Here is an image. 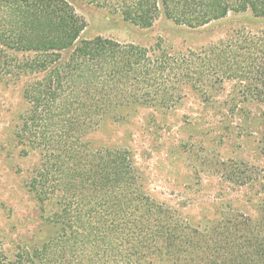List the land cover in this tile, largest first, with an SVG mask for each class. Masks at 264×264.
I'll return each instance as SVG.
<instances>
[{
    "label": "trees",
    "instance_id": "1",
    "mask_svg": "<svg viewBox=\"0 0 264 264\" xmlns=\"http://www.w3.org/2000/svg\"><path fill=\"white\" fill-rule=\"evenodd\" d=\"M148 28L161 16L199 27L229 12L264 19V0H88ZM68 0H0V79L30 75L18 141L37 150L29 188L57 197L59 230L30 250V264H264V220L228 215L205 228L151 199L125 149H92L84 137L128 105L168 109L179 87L204 92L223 78L244 81L264 104V31L199 52L96 35ZM264 138V132H263ZM21 253L0 264H24Z\"/></svg>",
    "mask_w": 264,
    "mask_h": 264
},
{
    "label": "rangeland",
    "instance_id": "2",
    "mask_svg": "<svg viewBox=\"0 0 264 264\" xmlns=\"http://www.w3.org/2000/svg\"><path fill=\"white\" fill-rule=\"evenodd\" d=\"M68 1L86 22L81 38L158 45L171 54L264 31V19L249 11L229 12L199 27L161 16L141 28L88 0ZM29 81L30 75L0 79V248L7 261L21 253L24 264H30L31 249L59 230L52 220L59 211L57 197L40 203L29 188L39 153L16 137ZM246 85L223 78L203 93L182 84L172 107H120L84 139L92 149L127 150L143 191L192 226L205 228L234 214L264 220V104L250 97Z\"/></svg>",
    "mask_w": 264,
    "mask_h": 264
}]
</instances>
